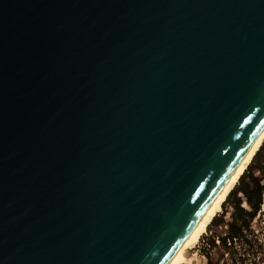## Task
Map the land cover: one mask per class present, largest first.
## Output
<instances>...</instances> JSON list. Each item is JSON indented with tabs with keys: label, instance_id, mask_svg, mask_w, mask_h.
Segmentation results:
<instances>
[{
	"label": "water",
	"instance_id": "95a60500",
	"mask_svg": "<svg viewBox=\"0 0 264 264\" xmlns=\"http://www.w3.org/2000/svg\"><path fill=\"white\" fill-rule=\"evenodd\" d=\"M264 126V0H0V264H166Z\"/></svg>",
	"mask_w": 264,
	"mask_h": 264
},
{
	"label": "trees",
	"instance_id": "16d2710c",
	"mask_svg": "<svg viewBox=\"0 0 264 264\" xmlns=\"http://www.w3.org/2000/svg\"><path fill=\"white\" fill-rule=\"evenodd\" d=\"M257 164L249 167L248 175L242 178L240 186L229 193L232 211L228 219H219L220 232H214L208 239L210 248L221 245L226 253L224 264H259L263 262L264 241L252 228V223L264 217V151L255 154ZM264 239V235H263ZM207 253V258L208 257ZM206 264H211L208 261Z\"/></svg>",
	"mask_w": 264,
	"mask_h": 264
},
{
	"label": "bare ground",
	"instance_id": "6f19581e",
	"mask_svg": "<svg viewBox=\"0 0 264 264\" xmlns=\"http://www.w3.org/2000/svg\"><path fill=\"white\" fill-rule=\"evenodd\" d=\"M264 140V126L166 264H193L196 246Z\"/></svg>",
	"mask_w": 264,
	"mask_h": 264
},
{
	"label": "rangeland",
	"instance_id": "374dc122",
	"mask_svg": "<svg viewBox=\"0 0 264 264\" xmlns=\"http://www.w3.org/2000/svg\"><path fill=\"white\" fill-rule=\"evenodd\" d=\"M260 148H263V151H264V140L262 144L260 145L259 149ZM256 164H257V161L255 160V155H254V157L252 158V160L246 167L244 173L240 176L236 185L230 192L235 191L237 187L240 186L242 178H244V176L248 175L249 173V170H250L249 167L255 166ZM231 203H232V198L227 197V199L223 203L222 210L218 212L217 215L212 219V221L208 225L207 231L201 236L199 243L196 246V256L192 262L193 264H206L208 261H210L211 264H224L225 263L224 258H226V253H224V249L221 247V245H217L216 247L210 248V244H208V239L212 235V233H214L215 231L216 232L222 231L221 227L218 226L219 224L218 222L220 218H223L226 220L228 219V216L230 215L232 211ZM252 228L258 233L260 241L263 242L264 241L263 239L264 217L261 219V221L258 220V221L253 222ZM207 253L209 255L208 256L209 258H207ZM260 255L263 256V262L259 261V264H264V251H262ZM246 264H249V261H246Z\"/></svg>",
	"mask_w": 264,
	"mask_h": 264
}]
</instances>
